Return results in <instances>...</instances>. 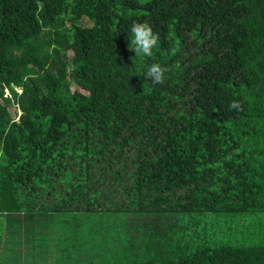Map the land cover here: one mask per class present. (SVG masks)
<instances>
[{
  "label": "trees",
  "instance_id": "16d2710c",
  "mask_svg": "<svg viewBox=\"0 0 264 264\" xmlns=\"http://www.w3.org/2000/svg\"><path fill=\"white\" fill-rule=\"evenodd\" d=\"M33 210L101 215L55 264H264L209 225L264 212V0H0V211Z\"/></svg>",
  "mask_w": 264,
  "mask_h": 264
},
{
  "label": "rangeland",
  "instance_id": "374dc122",
  "mask_svg": "<svg viewBox=\"0 0 264 264\" xmlns=\"http://www.w3.org/2000/svg\"><path fill=\"white\" fill-rule=\"evenodd\" d=\"M84 25H91L92 22L89 21L86 17L83 18ZM75 88V86H74ZM6 95L10 96L9 90L5 89ZM10 109L13 113L17 112V107L14 104L10 105ZM20 114V111H19ZM37 213L38 216H34ZM0 214H3L0 211ZM40 214V215H39ZM48 214V211L38 210L25 214L22 218L26 222L25 218H35L38 219V222H41L44 226V233L48 232L52 234H45V236L40 237V246L37 248V252H32L30 249H26V254L22 253L18 248L20 242L18 240H29L30 237L21 236L18 232L22 229L17 225L12 227H6L5 224L0 223V239L3 238V241L11 239L7 242L8 251L0 255V263L2 264H24L29 260L28 264H55L57 253L61 252L57 248L62 239L64 238L66 243L62 247L68 246L72 251L80 248L88 249L92 248L96 242L95 253L98 250H101V238L99 235H96V239L93 234L88 232V227H84L86 224L97 225V219L100 218V214L94 216L91 213L87 212H53L52 220L50 216L41 218L40 216H45ZM60 216L65 220V222H59ZM64 214V215H63ZM86 214L85 216H83ZM41 218V219H39ZM209 225L212 228L217 230H223V233L220 235L221 240L226 243L231 244H262L264 243V212H256L245 215H235L229 216L225 214L216 215V217L211 218ZM67 226L72 231L67 233ZM19 230H16L17 228ZM11 230V231H10ZM32 230H35V225ZM106 244L105 241L102 242V245ZM13 248V251L9 249ZM15 249V250H14ZM80 250V251H81ZM10 251V252H9ZM83 251V250H82ZM86 253V252H84ZM97 256H101L96 254ZM26 256L28 259H26ZM35 258V259H34ZM96 264H102L99 262V257L95 256ZM106 264H108L106 262Z\"/></svg>",
  "mask_w": 264,
  "mask_h": 264
},
{
  "label": "clouds",
  "instance_id": "9594fccd",
  "mask_svg": "<svg viewBox=\"0 0 264 264\" xmlns=\"http://www.w3.org/2000/svg\"><path fill=\"white\" fill-rule=\"evenodd\" d=\"M131 38L129 50L134 51L135 57H152L154 49L159 44V33L154 32L151 24L148 22H133L130 28ZM168 69L159 63H152L147 66L143 73L145 80H150L153 85L164 84ZM230 109H241L239 101L233 100Z\"/></svg>",
  "mask_w": 264,
  "mask_h": 264
},
{
  "label": "crops",
  "instance_id": "0c3cea01",
  "mask_svg": "<svg viewBox=\"0 0 264 264\" xmlns=\"http://www.w3.org/2000/svg\"><path fill=\"white\" fill-rule=\"evenodd\" d=\"M7 215L4 214H0V223L5 224L6 227L10 226V221L8 218H6ZM50 216V219L52 220V215H48ZM26 222H24L23 218L18 219V223H16L15 225L20 227V224L22 225V229L20 232H18L19 235L21 236H25V237H30L29 240H18V242H21L20 244V251L24 254H26V249H30L32 252H37V248L39 247V238L36 237L34 234H31V230L34 226V224L36 223L35 219L33 218H25ZM33 231V230H32ZM7 242L3 241V238L0 239V255H2L4 252L8 251V246H7ZM65 244L64 241H62L61 245L63 246ZM10 250V249H9ZM15 250V249H14ZM10 252V251H9ZM26 259H28V257L26 256ZM35 259V258H34ZM1 262V261H0ZM29 260H27L24 264H28ZM2 264V263H0Z\"/></svg>",
  "mask_w": 264,
  "mask_h": 264
}]
</instances>
